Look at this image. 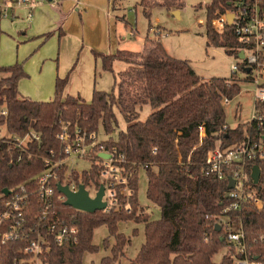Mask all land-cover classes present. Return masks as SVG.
<instances>
[{"label": "trees", "instance_id": "trees-1", "mask_svg": "<svg viewBox=\"0 0 264 264\" xmlns=\"http://www.w3.org/2000/svg\"><path fill=\"white\" fill-rule=\"evenodd\" d=\"M141 2L148 16L152 4ZM158 5L180 9L183 3L164 0ZM228 7L229 0H211L207 4L206 33L211 44L225 47L235 56L239 39L232 26L227 25L223 32L213 26V20ZM94 55L102 61L103 70L113 71L116 60L129 66L119 72L112 91L95 88L89 102L65 95L68 76L57 78L55 96L50 101L23 98L19 82L28 76L23 65H0V72L5 74L0 78V111L7 109L5 116L0 115V124L6 123L11 134L23 136L33 131L40 135V140L30 142L24 149L0 139V191L27 182L46 169L51 152L60 149L58 133L62 122H66L71 128L81 127L97 134L102 128L109 135L103 142L108 147L118 146L126 156L127 169L132 162L142 165L148 178L147 197L159 207L161 217L153 219L140 203L139 173L130 177L131 210L124 207L128 201L123 195L122 208L93 213L60 201L56 204L60 213L76 216L80 239L75 244H53L47 254L49 264H83L87 253L99 251L93 241L94 231L104 225L109 230L104 247L110 254L101 259V264H122L131 238L120 231L121 221L145 226V240L129 264H217L215 256L227 246V232L221 220L225 218L230 228L243 225L251 252L264 254V206L257 209L247 202L239 210L225 212L230 202L226 197L228 182L205 172L208 153L219 141L224 145L241 141L247 131L253 139L264 138V126L245 122L231 127L227 123L223 100L240 94L239 72L205 79L189 60L170 55L160 38L147 37L139 52L118 49L115 53L94 51ZM146 106L151 111L143 119ZM118 114L127 125L115 139ZM254 164L261 169L254 187L264 200V159L253 160L250 166ZM99 174V166L93 164L90 172L83 174L84 183L99 185ZM218 223L223 225L220 231L216 229Z\"/></svg>", "mask_w": 264, "mask_h": 264}, {"label": "built area", "instance_id": "built-area-1", "mask_svg": "<svg viewBox=\"0 0 264 264\" xmlns=\"http://www.w3.org/2000/svg\"><path fill=\"white\" fill-rule=\"evenodd\" d=\"M58 0H0V9L5 11L4 18L16 17V9L27 11V18L32 19L35 9L47 2L55 6ZM233 19L229 21V15ZM231 25L239 39V47L235 50L237 62L232 65V72H241L242 80L255 85V109L253 117L246 121L250 125L264 126V0H229V7L213 20L214 28L223 32ZM244 57H240V52ZM230 102L225 98V106ZM7 109L2 108L0 115L5 116ZM5 127V132L1 129ZM227 128V125L224 127ZM204 132V127H200ZM24 149L34 140H40V135L30 131L20 136L11 134L6 123L0 124V139ZM60 149L52 151L46 160L47 167L42 172L9 189L0 191V264H49L47 254L52 245L78 243L80 228L76 216H66L59 212L57 203L66 201L67 196L58 190V183L66 185L73 192L79 190L81 184L96 197L101 186H104L102 200L106 203L103 210L120 209L123 204L120 196L126 197L125 208L131 210L129 202L133 189L130 187V177L139 173L142 165L132 162L128 164L126 156L118 146L108 147L99 134L89 132L81 127L71 128L62 122L58 133ZM108 139V138H107ZM154 152L156 149L153 150ZM101 153L109 154L105 158ZM256 159H264V138L253 139L247 131L241 141L224 145L221 141L212 149L206 158L205 172L219 179L234 180L233 188H229V204L224 211L239 210L243 204L250 203L257 209H262L264 200L254 187L252 177L253 166L250 163ZM82 160L89 162L87 169L78 170L76 165ZM100 168L99 185L85 184L83 174L90 172L92 165ZM138 166V168H137ZM136 167V169H135ZM132 168H134L132 172ZM249 168L250 171H249ZM56 190L58 194H56ZM94 191V193L92 192ZM226 229L227 246L217 264H264V254L251 252L246 231L241 224L239 228H230L227 219H221ZM223 228L221 223H218ZM217 224V225H218Z\"/></svg>", "mask_w": 264, "mask_h": 264}, {"label": "rangeland", "instance_id": "rangeland-1", "mask_svg": "<svg viewBox=\"0 0 264 264\" xmlns=\"http://www.w3.org/2000/svg\"><path fill=\"white\" fill-rule=\"evenodd\" d=\"M65 1L58 0L55 6L46 2L35 10L30 20L23 12L16 13L14 19L10 18L11 9L7 10L9 17L4 18L5 11L0 9V65L9 66L16 63L23 65L28 76L23 78L21 85L19 84V90L24 96L44 91L43 97L51 94L54 98L59 70L63 72L65 65L68 64L69 69L64 71L63 77L69 78L71 71L76 70L75 65L80 60L82 46L73 55L70 46H73L77 39L74 42L68 40L69 48L61 50L62 30L84 37L86 40L84 44L88 43L91 46V54L92 51L110 53L118 49L139 52L144 49L147 37L160 38L170 55L189 60L196 73L205 79L213 76L230 77L232 65L237 62V58L225 47L215 46L208 41L205 25L206 8L211 0H181L183 5L180 9H169L158 5L164 0H146L152 4L148 16L144 13L142 0H81L88 3L87 7L81 6L78 0ZM112 1L114 9H110L109 15H103L98 7L102 5L108 7V2L111 4ZM74 3H77V6ZM176 10L178 13H175ZM62 20H68L66 26L62 25L64 22ZM150 25H152L151 29ZM85 47L87 49V46ZM91 54L88 50L83 53L84 69L91 64ZM71 58V63H68ZM96 66L98 67L97 89L112 91L119 72L126 69L129 63L116 60L113 71H108L103 70L102 61L98 59ZM84 69L80 70L79 74L85 72ZM4 75L0 72V78ZM239 76L241 79L244 78L241 72ZM240 83L242 88L240 94L230 100L225 107L227 123L231 127L245 123L254 114L255 85L246 80H241ZM150 111V106H146L141 118H146ZM118 122L113 135L115 139L117 133L124 130L127 125L120 114H118ZM1 131L5 132V127ZM99 136L100 139H107L109 135L101 128ZM89 165V162L79 160L76 167L82 170L87 169ZM147 185L146 171L140 168L139 201L149 210L153 219H159L161 211L148 199ZM119 229L131 238V243L125 249V256L121 258L122 264H129L145 240V226L144 223L135 221H121ZM108 235L109 230L105 225L94 231L93 241L100 249L98 252L87 253L83 264H101V259L110 254V250L104 247V239ZM223 252L224 250L215 256L216 263L220 261Z\"/></svg>", "mask_w": 264, "mask_h": 264}, {"label": "crops", "instance_id": "crops-1", "mask_svg": "<svg viewBox=\"0 0 264 264\" xmlns=\"http://www.w3.org/2000/svg\"><path fill=\"white\" fill-rule=\"evenodd\" d=\"M75 0H66L65 2H74ZM111 1V0H110ZM78 2L80 3V5L84 6V7H87L88 6V3L86 2H82L81 0H78ZM63 2H61L62 4ZM45 3L39 5L36 9H38L39 7L45 5ZM75 5L77 3H74ZM73 4V5H74ZM114 2L112 1V3L110 4V2H108V7H106V5H102L100 7H98V9L101 11V13L104 15V14H110V9H114ZM113 5V6H111ZM77 6V5H76ZM75 8V6H73ZM35 9V10H36ZM20 12H23L26 14L27 16V11L23 8H18L16 9V13L19 14ZM35 12V11H34ZM118 19H120L119 17H117ZM28 19V18H27ZM30 20V19H28ZM123 20V19H121ZM64 22H62V25L66 26L67 24V21L68 20H62ZM69 24V23H68ZM151 26L150 25V29H151ZM73 35V36H72ZM60 38H61V50H64V49H68L69 48V44H68V40H72L74 42L75 39H77V42L75 41V43L73 44V46L71 45L70 48L72 49L73 51V55L77 53L78 49L82 46V48L80 49V54H81V57H80V60L78 63H76L75 67H76V70H72L71 73H70V78H69V81H68V84L65 88V95H72V96H75V97H81L83 98L84 100H86L87 102L91 101L92 97H93V91L95 88H97V80H96V76H97V69L98 67L96 66V62H97V58L95 57L94 55V52L92 51V54L90 52V45L87 43H85V38L84 37H81L79 34H76V33H69L64 30L61 31V34H60ZM87 46V49L86 47ZM85 50H88L89 54H91V58H92V61H91V64L88 68L84 69L83 68V65H84V58H82L83 56V53ZM111 51V50H110ZM110 53H115V52H110ZM61 56H62V53H61ZM72 61V58L71 60L68 62V63H71ZM74 67V69H75ZM66 70L69 69V65L66 64L65 65V68ZM84 69L85 72H82L81 74H79L80 70ZM64 71H60L59 70V75L61 77H63V73ZM74 71V73L72 74V72ZM58 75V77H60ZM57 77V78H58ZM57 80V79H56ZM23 79L20 80L19 84L21 85ZM56 86V84H55ZM19 89H20V86H19ZM20 92V96L23 97V98H30L32 100H35V101H50L53 99V97L50 95H45V96H48V97H43L44 96V91H41V92H38V93H34V94H31V95H28V96H24L22 95V92L19 90ZM33 95V96H32Z\"/></svg>", "mask_w": 264, "mask_h": 264}, {"label": "water", "instance_id": "water-1", "mask_svg": "<svg viewBox=\"0 0 264 264\" xmlns=\"http://www.w3.org/2000/svg\"><path fill=\"white\" fill-rule=\"evenodd\" d=\"M175 13H178L176 10ZM233 19V15H229V21ZM240 57H244V52H240ZM102 157H109V154L107 153H101ZM261 175V169L259 165L253 166L252 171V177L254 180V183H258ZM58 190L62 193H64L67 196V199L65 201L66 205H69L75 209L86 211L89 213H93L97 210H103L106 207V203L102 200V197L104 195V186L100 187V190L98 191L96 197L92 198L89 195V191L85 188L84 184H81L79 187V190L76 192H73L69 189L68 186L62 185L61 183H58ZM234 186V180L230 179V182L228 184L229 188H233ZM4 192H9V189L5 188ZM226 197H229V193H227ZM216 229L220 231L222 229L221 225H216ZM223 239V238H222Z\"/></svg>", "mask_w": 264, "mask_h": 264}]
</instances>
